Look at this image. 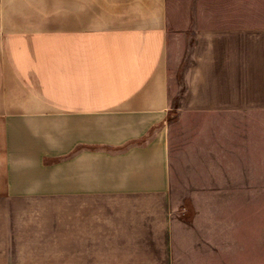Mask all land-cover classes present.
<instances>
[{
    "label": "crops",
    "instance_id": "1",
    "mask_svg": "<svg viewBox=\"0 0 264 264\" xmlns=\"http://www.w3.org/2000/svg\"><path fill=\"white\" fill-rule=\"evenodd\" d=\"M213 2L0 0V264H264V0ZM193 20L216 22L180 107L221 137L183 177L170 38Z\"/></svg>",
    "mask_w": 264,
    "mask_h": 264
},
{
    "label": "rangeland",
    "instance_id": "2",
    "mask_svg": "<svg viewBox=\"0 0 264 264\" xmlns=\"http://www.w3.org/2000/svg\"><path fill=\"white\" fill-rule=\"evenodd\" d=\"M184 5L181 9L184 12L191 11L197 12L200 10L212 11L220 9L218 4L213 0H205V3L200 0H189L190 3L186 4L188 0H181ZM235 3V2H234ZM246 2L241 3L242 5ZM236 4V3H235ZM238 4V3H237ZM231 3L226 2L222 4L221 8L228 9ZM207 22V23H205ZM213 21H181L172 22V28L175 29L172 33L170 42L171 52V67H172V109L169 115V124L171 131V141L173 145V161L178 168V171L182 173V176H186L187 173L198 171L203 165L198 168L193 164L194 159L197 156H207L208 147L207 142L214 143L215 136L219 133L221 137V117L220 115H210L204 112H193L182 110L183 97L187 89L186 75L193 61V47L195 44V38L197 30L204 25L211 26L215 24ZM176 26V27H175ZM173 51V53H172ZM186 95V94H185ZM181 106V107H180ZM217 129H219L217 131ZM222 148H219L217 152L220 153ZM216 152V153H217ZM179 163V165H178ZM184 190H182L183 192ZM39 256H34L32 259H37ZM28 264H56V263H44V262H32ZM61 264H69V262H63Z\"/></svg>",
    "mask_w": 264,
    "mask_h": 264
}]
</instances>
